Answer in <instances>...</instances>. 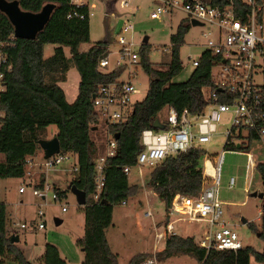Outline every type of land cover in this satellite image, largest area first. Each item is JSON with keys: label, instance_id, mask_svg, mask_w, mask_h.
I'll use <instances>...</instances> for the list:
<instances>
[{"label": "trees", "instance_id": "obj_1", "mask_svg": "<svg viewBox=\"0 0 264 264\" xmlns=\"http://www.w3.org/2000/svg\"><path fill=\"white\" fill-rule=\"evenodd\" d=\"M16 1L20 9L26 12L37 13L46 4L54 5V9L44 28L33 40L15 39L10 21L0 12V50L7 56L11 67L6 75V91L0 96V179L25 178L26 161L41 151L38 141L46 138V128L55 126L57 134L53 138L58 139L60 152L72 154L76 158L77 170L71 172L73 177L70 187L75 186L86 196L82 209L84 235L78 241V246L85 253L81 264H117V256L110 250L105 230L112 225L114 206L136 196L141 189V186L129 184L122 168L136 163L137 155L142 150V130L153 128V123L160 119L165 108H173L177 113L186 109L191 115L204 112L206 102L201 96L200 88H213L210 58L202 53L198 65L186 81L172 82L182 71L179 50L189 31L190 25L186 20L179 23L170 38L171 60L164 69L150 62L149 47L146 44L140 47V68L148 77V90L144 99L135 103L127 121L108 127L111 135H119L116 140V155L107 161L104 186L100 199L96 202L93 153L95 140L92 139V133L99 122L91 99L100 86L119 79L126 66L114 67L107 72L98 70V61L109 54L106 42L98 43L86 52L79 51L81 44L89 42V17L86 7L72 5L69 0ZM228 1L204 0L219 7L227 5ZM230 1L238 7V0ZM72 10L84 14L86 18L67 19ZM48 44L56 45V48L52 56L44 59L43 49ZM64 48L68 49V58L64 54ZM71 65L78 72L80 81L77 96L69 104L58 83L64 81ZM261 89L264 94V77ZM256 142L257 138L250 133L245 146L236 149L235 145H230L225 150L252 151L251 147ZM204 153L200 147H193L168 156L151 168L144 187L155 193L163 203L164 226L170 222L171 203L176 195L185 198H195L198 195ZM254 171L261 182V192L264 193V163L256 160ZM53 190L63 196L56 188ZM6 220V206L0 203V264H5L6 261L34 264L27 260L16 243L10 241L13 235L7 231ZM246 226L262 243L261 251H255L249 246L234 252L206 251L199 248L192 237L175 234L166 236L162 255L165 259L188 256L197 264H249L250 258L256 263L264 264V214L259 215L257 227L253 223H246ZM149 257L151 256L143 253L137 254L127 264H138ZM35 264L66 263L54 245L45 244L43 254Z\"/></svg>", "mask_w": 264, "mask_h": 264}, {"label": "built area", "instance_id": "obj_2", "mask_svg": "<svg viewBox=\"0 0 264 264\" xmlns=\"http://www.w3.org/2000/svg\"><path fill=\"white\" fill-rule=\"evenodd\" d=\"M72 5L87 8L89 7L80 0H69ZM109 1V0H108ZM111 0L107 4H113ZM128 0H121L123 6ZM155 9L151 12V19H159L162 15H171L177 10L185 14V20L191 25L192 21L199 26H205V31L199 34L201 38L202 52L194 58H189L191 67L194 69L202 53L210 58V78L213 88L202 86L200 93L206 102L204 112L198 115H191L186 109L177 113L173 108L164 109L161 118L158 120L163 125L162 129L148 128L140 134L141 152L137 155L136 163L132 166H124L123 173L129 177L132 170H137L138 176H142V170L153 168L166 157L185 152L193 147L210 142L211 136L215 133V124L219 121L220 114L228 112L231 114L229 128L224 132L222 148L230 145H238V149L247 143L248 135L252 133L257 141L264 145V94L262 84L264 77V0H238V7H235L229 0L228 4L219 7L212 6L204 0H153ZM108 6V5H107ZM93 7V4L91 5ZM111 10H107L110 12ZM77 18L83 20L86 16L76 10L70 11L67 19ZM197 25V26H198ZM132 25L123 21V27L117 38L110 41L115 42L118 49L98 61V70L107 72L106 68L111 66L110 56H114V67L125 65L127 80L121 77L115 82L102 85L98 88L94 98L91 99L93 108L100 121L106 128L109 138L105 143L94 147L95 156V196L96 202L104 186V169L107 161L116 155V140L109 133L108 127L123 123L129 119L133 107L138 101L134 96L140 93V89L132 81L136 72H131V67H140L139 54L132 50L135 42L127 39L123 33L132 31ZM109 44V43H108ZM2 43H0L1 49ZM11 67L8 58L0 50V96L6 91V75ZM261 79L255 83V77ZM164 124L166 126H164ZM99 149L103 152L99 153ZM244 155L245 171L251 173L255 167V158L251 150L240 152ZM223 150L218 156L213 157L212 164L208 155L204 153L202 162V182L198 195L195 198H185L176 195L172 200L170 210L174 220L164 226L163 231L155 232L156 241L165 240L167 235H175L173 224L177 223H206L208 229L204 230L201 239L196 245L206 251H236L242 248L240 241L233 231L219 219L222 216L221 203L217 200V186L219 180L220 164ZM72 154L61 152L44 159L42 164L26 161V167L32 169L27 172L25 179L27 183L21 185L19 193L25 191L26 186L30 187L33 196L40 200H46L48 192H51V199L59 201L60 195L53 190L46 181V172L62 161L68 160ZM207 165L210 173L207 172ZM74 165L69 171H76ZM234 180H228V188L233 186ZM120 205H126V201ZM67 208L62 205L61 212L65 213ZM38 216H44L41 210ZM150 213H145V218ZM215 229L212 231V227ZM24 228L25 225H20ZM38 229H44L42 221L38 223ZM138 264H157L155 256L149 257ZM249 264L256 263L251 259Z\"/></svg>", "mask_w": 264, "mask_h": 264}, {"label": "rangeland", "instance_id": "obj_3", "mask_svg": "<svg viewBox=\"0 0 264 264\" xmlns=\"http://www.w3.org/2000/svg\"><path fill=\"white\" fill-rule=\"evenodd\" d=\"M111 1V0H109ZM108 0H80L89 7V42L80 46L81 50H88L98 43L107 39L110 41L117 38L123 27V21L132 25V31L123 33L127 39L135 42L132 50L139 53L140 47L144 45V37L148 38L149 47L148 58L156 67L164 69L171 60V36L175 33L177 26L182 20H185V14L177 10L171 15H162L159 19H151L150 14L155 9L153 0H128L127 5L123 6L121 0H116L110 5L108 10ZM93 4V7L91 5ZM205 26H189V31L184 37V42L180 46L179 56L182 62V71L175 77L173 83L186 81L193 71L189 58L197 57L202 52L201 38L199 34L205 31ZM110 52L114 55L118 49L115 42L108 44ZM53 47L48 45L44 49V56L49 51L53 53ZM66 57L69 53L66 50ZM110 56L111 66L106 71H111L114 66L115 57ZM65 75L64 81L58 85L65 94L66 101L71 104L73 96L77 95L79 85V75L76 69L71 65L70 70ZM131 72H136V77L132 81L140 89V93L134 98L141 102L148 90V77L139 66L131 67ZM67 76V77H66ZM122 80H127L128 76L123 74ZM255 83H260L261 79L256 76ZM162 113L160 114V118ZM97 128L92 133V139L95 147H99L109 138L106 128L98 121ZM231 114L221 113L219 121L215 124V133L211 136L210 142L202 144L199 147L208 155L212 164L213 157L219 155L223 150L222 161L220 164L219 180L217 186V200L221 203L222 216L220 221L224 223L236 235L241 246H249L255 251L263 249L262 243L257 239L252 230H249L246 224L241 223V219L246 223H253L255 227L259 225L261 201L250 197V193L261 190V182L258 175L253 170L251 173L245 171V157L240 151L225 150L222 148L224 142V132L229 128ZM57 134L55 126L46 128L44 136L53 138ZM53 135V136H52ZM252 155L258 161L264 163V145L260 142L252 145ZM103 150L99 149V153ZM42 154V150L38 152ZM2 157L0 156V161ZM255 160V162H256ZM33 162L42 164L43 159L34 158ZM76 164L74 155L68 160L62 161L54 168L46 172L47 183L60 192L63 196L59 201L51 199V192H48L46 200H40L33 196L30 187L26 186L24 193H19V185L27 183V179H0V203L6 206V228L10 235H17L16 245L24 252L28 261L36 263L43 254L45 244L54 245L60 257L66 264H81L85 259V253L78 246V241L84 235V215L83 207L76 203L75 196L69 191L72 180V173L69 171ZM213 165V164H212ZM151 168L142 170V176L139 177L137 170H132L129 175L130 185L141 186L138 194L126 201V205H116L113 208L112 225L105 230L106 240L113 254L117 256V264H127L129 260L137 254H146L155 256L157 264H197L194 259L188 256H176L165 259L162 255L164 240L156 241L155 232H161L164 228L165 213L164 205L153 196L152 191L146 189L144 185L149 179ZM32 171L29 167L25 168V174ZM25 175V176H26ZM233 178L234 183L228 188V180ZM20 201H22L20 203ZM62 205H65L67 211L61 212ZM41 210L44 216H38L37 212ZM151 215L145 218V213ZM62 222L55 225L54 219ZM174 217L170 215V222ZM42 221L44 229H38V223ZM25 227L21 228L20 225ZM173 232L181 237H192L198 242L201 239L202 232L208 229L206 223H177L173 224ZM215 229V225L211 228ZM251 263V258L249 259ZM5 264H15L6 261Z\"/></svg>", "mask_w": 264, "mask_h": 264}, {"label": "water", "instance_id": "obj_4", "mask_svg": "<svg viewBox=\"0 0 264 264\" xmlns=\"http://www.w3.org/2000/svg\"><path fill=\"white\" fill-rule=\"evenodd\" d=\"M111 3L108 4V10H110ZM54 9V5L46 4L42 7V9L37 13H31L22 11L18 5V1H6L0 0V12L3 13L8 20L10 21L13 27V37L15 39H27L33 40L36 37V34L40 32L46 23L48 22L50 15ZM192 26L198 25L197 22L192 21ZM148 38L144 37L143 43L147 44ZM95 94L92 95L94 98ZM153 128L162 129L163 125L159 123L158 120H155L153 123ZM118 134L114 135V139H118ZM38 145L43 152V158L47 159L54 154L60 152L59 142L56 137L51 139H41L38 141ZM239 146L235 145L237 149ZM70 187V186H69ZM69 191L75 196L76 203L80 207H84L86 203V196L85 193L75 186L69 188ZM252 198H256L261 201L260 205V214H264V193L259 191H254L249 195ZM55 225H59L62 221L59 219H54ZM242 224H246V221L241 219ZM10 241L12 243L18 242V236L13 235L11 236ZM83 251V249H82Z\"/></svg>", "mask_w": 264, "mask_h": 264}, {"label": "crops", "instance_id": "obj_5", "mask_svg": "<svg viewBox=\"0 0 264 264\" xmlns=\"http://www.w3.org/2000/svg\"><path fill=\"white\" fill-rule=\"evenodd\" d=\"M104 42H106V43H110V39H107V40L104 41ZM48 45H52V44H48ZM48 45H45V46H44V49H45ZM81 45H82V44H81ZM81 45H80V46H81ZM80 46H79V51H80V52H86V51H88V50L91 48V47H90L88 50H81V49H80ZM55 48H56V47H53V51H54ZM44 49H43V58H44V59H47V58H49L50 56H52L53 53H51L50 51H49V53H48L46 56H44ZM66 50L68 51V49L64 48V54H65ZM65 56H66V55H65ZM67 58H68V57H67ZM69 70H70V69H69ZM69 70H68V71H69ZM67 73H69V72H67ZM67 73H66V75H67ZM66 77H67V76H66ZM64 82H65V81H64ZM60 88H61V87H60ZM61 89H62V88H61ZM63 92H64V91H63ZM64 95H65V94H64ZM76 96H77V95H76ZM76 96H73V100H71V103L74 102ZM54 135H56V134H54ZM52 136H53V135H52ZM45 139H50V137H48V138L46 137ZM38 152H39V151H38ZM38 152H37L36 155L33 156L32 158H29V160H32V159H34V158H36V159H37V158H38V159H41V157H42V155H43V152H42V154H39ZM212 161H213V160H212ZM19 180L22 181V180H24V178H23V179H19ZM128 181L130 182V178H129V177H128ZM20 187H21V182H20L19 188H20ZM259 191H261V190H258L257 192H259ZM24 192H25V191H24ZM24 192H23V193H24ZM152 194H153V196L157 197V195H156L155 193L152 192ZM21 202H22V201H20V203H21ZM150 215H151V214H150ZM43 251H44V247H43ZM23 253H24V252H23ZM42 253H43V252H42ZM41 255H42V254H41ZM41 255H40V256H41Z\"/></svg>", "mask_w": 264, "mask_h": 264}, {"label": "bare ground", "instance_id": "obj_6", "mask_svg": "<svg viewBox=\"0 0 264 264\" xmlns=\"http://www.w3.org/2000/svg\"><path fill=\"white\" fill-rule=\"evenodd\" d=\"M207 172H209L210 173V168H209V166L207 165Z\"/></svg>", "mask_w": 264, "mask_h": 264}]
</instances>
